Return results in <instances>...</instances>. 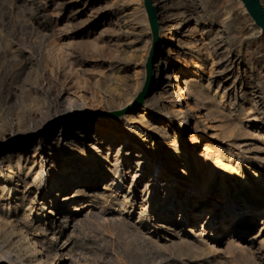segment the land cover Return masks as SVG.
I'll list each match as a JSON object with an SVG mask.
<instances>
[{
	"label": "bare ground",
	"instance_id": "bare-ground-1",
	"mask_svg": "<svg viewBox=\"0 0 264 264\" xmlns=\"http://www.w3.org/2000/svg\"><path fill=\"white\" fill-rule=\"evenodd\" d=\"M221 1L228 22L203 0H149L154 39L145 0H64L83 29L59 27L57 67L0 68V264H64L67 240L49 253L38 233L59 241L90 217L162 249L264 264L248 234L264 212V36L231 50L233 22L249 20ZM77 34L117 64L58 68Z\"/></svg>",
	"mask_w": 264,
	"mask_h": 264
},
{
	"label": "rangeland",
	"instance_id": "rangeland-1",
	"mask_svg": "<svg viewBox=\"0 0 264 264\" xmlns=\"http://www.w3.org/2000/svg\"><path fill=\"white\" fill-rule=\"evenodd\" d=\"M21 1H26V3ZM63 1L64 0H0V68H25V63L28 64L26 68L57 67L55 63H53L61 56L57 48L61 42L65 43L69 41L67 38H65V40H61L59 38V27H72L70 28L72 30H69V32L66 31L64 35L74 32L75 29L77 33H79L80 29H83L82 26L76 27L72 23L74 21H72L70 24V21L67 20V18L71 16V8L70 6L63 5ZM239 1L241 0H237L236 13H238L241 18L245 17L246 20L248 19L249 21H246L245 23L238 21L233 22L234 24L232 26L233 28L231 32L233 33L234 38L229 41L231 50H235L237 47L241 48V50L252 47L254 48V41L264 36L263 30H258L256 23L250 21V14H248L246 11L242 1ZM28 3L31 4L29 5ZM53 3L57 5H54ZM22 4H24L25 7H22ZM58 4H61V6ZM201 4H203L204 13L209 19H216L219 15H222V19H225V21L228 22L233 18L232 12H229L227 14L228 16L226 15L228 10L224 8L225 6H223L224 4L221 0H203ZM14 5L19 6L15 7ZM32 5L33 7H31ZM97 7H99V5H96L95 8ZM30 8V11L33 13L29 12ZM142 8L144 11L146 10L145 6H142ZM223 8L226 11H223ZM34 12H36V14H34ZM57 13L60 15L59 19L61 20L58 23H55L54 15ZM145 14L146 17H149L148 12H145ZM33 15L36 16L33 17ZM31 16L32 18H30ZM84 18L85 17L80 18V21L84 20ZM32 19L34 21H31ZM244 24L248 29L251 28L252 31L250 30V32H248L245 30L243 27ZM72 25H74L75 28ZM86 25L96 34L100 32L102 23H96V20H91ZM75 41V44L78 45L77 43L83 41V39H81V36L77 34L75 35V38H72V41H70V43L72 42L71 62L73 63L70 65L69 62L65 61L67 64L63 63L66 65H63L64 67L59 66L58 68H89V70L91 68L92 70V68H105L109 65L115 66L117 64L116 59L113 60L108 58V53L106 51H100L98 48H96V50L88 48L90 46L86 44V40V48H84V42H82L83 44L79 43L78 46L73 45ZM80 44L82 45L81 47ZM56 50L59 53V56ZM73 52L76 54L75 56ZM150 56L151 49L147 55V60L151 58ZM73 57H77L78 59ZM147 79L148 76L145 77V82ZM72 189L73 187L69 189L67 193L72 192ZM263 223L264 212L261 214L256 223L250 228L248 232L249 237L254 236L256 240L263 241ZM86 224L82 227L79 226L74 231L69 228V224H62L61 226H64L66 231H64V237L59 241H56V239L53 238L52 234L50 233L51 231L47 232L46 234H38L39 237L44 241L45 247L50 249L48 250L49 253H53L56 249L61 247V245L64 244V241L62 240H67L65 244L66 248L63 251L66 256L64 257V264H240L239 260H235L234 258L236 262H232L233 257L229 256L232 259H230L228 256V258H226V255H223V253L222 255L225 256L224 258L222 255V257H219L218 254H214L212 256L214 259L212 257H210V259H204L195 253L193 254V252L190 253V251H187L185 248L179 245L162 249L160 247H156L155 245L149 244L143 239L141 241V238L132 235L129 233V231H121L116 228L113 223L103 222L101 219L99 220V218L93 217L92 219V217H90L89 222ZM257 234L258 236H255ZM220 248V250H222L223 247ZM218 253L221 254V252Z\"/></svg>",
	"mask_w": 264,
	"mask_h": 264
},
{
	"label": "water",
	"instance_id": "water-1",
	"mask_svg": "<svg viewBox=\"0 0 264 264\" xmlns=\"http://www.w3.org/2000/svg\"><path fill=\"white\" fill-rule=\"evenodd\" d=\"M247 11L250 13V15L253 17L255 22L264 30V12L260 8L258 4V0H242ZM146 10L148 12V16L151 20L152 24V31H153V38L155 39V22H154V14L153 10L149 4V0H145ZM149 65H148V71H149Z\"/></svg>",
	"mask_w": 264,
	"mask_h": 264
}]
</instances>
